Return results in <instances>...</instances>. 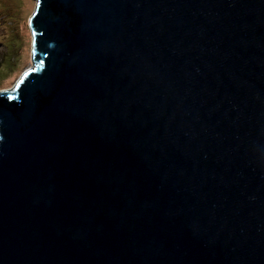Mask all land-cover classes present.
<instances>
[{"label":"water","instance_id":"obj_1","mask_svg":"<svg viewBox=\"0 0 264 264\" xmlns=\"http://www.w3.org/2000/svg\"><path fill=\"white\" fill-rule=\"evenodd\" d=\"M36 1L0 264H264V0Z\"/></svg>","mask_w":264,"mask_h":264},{"label":"rangeland","instance_id":"obj_2","mask_svg":"<svg viewBox=\"0 0 264 264\" xmlns=\"http://www.w3.org/2000/svg\"><path fill=\"white\" fill-rule=\"evenodd\" d=\"M36 5V0H0V92L13 90L36 65L30 27Z\"/></svg>","mask_w":264,"mask_h":264},{"label":"clouds","instance_id":"obj_3","mask_svg":"<svg viewBox=\"0 0 264 264\" xmlns=\"http://www.w3.org/2000/svg\"><path fill=\"white\" fill-rule=\"evenodd\" d=\"M3 139V137L2 136H0V140H2Z\"/></svg>","mask_w":264,"mask_h":264}]
</instances>
